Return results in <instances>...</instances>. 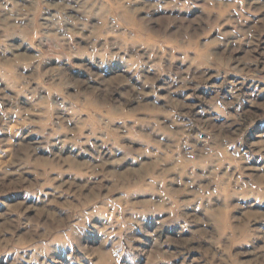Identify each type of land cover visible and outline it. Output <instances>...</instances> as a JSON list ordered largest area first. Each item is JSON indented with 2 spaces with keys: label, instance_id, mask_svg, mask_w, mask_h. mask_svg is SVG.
Masks as SVG:
<instances>
[{
  "label": "rangeland",
  "instance_id": "1",
  "mask_svg": "<svg viewBox=\"0 0 264 264\" xmlns=\"http://www.w3.org/2000/svg\"><path fill=\"white\" fill-rule=\"evenodd\" d=\"M261 153L264 0H0V264H264Z\"/></svg>",
  "mask_w": 264,
  "mask_h": 264
},
{
  "label": "crops",
  "instance_id": "2",
  "mask_svg": "<svg viewBox=\"0 0 264 264\" xmlns=\"http://www.w3.org/2000/svg\"><path fill=\"white\" fill-rule=\"evenodd\" d=\"M261 155H264V154L261 153ZM251 157H253V156H252V155L249 156V159L247 160V161H249V162L247 163V165L252 163V162H250V161H251V159H250Z\"/></svg>",
  "mask_w": 264,
  "mask_h": 264
}]
</instances>
